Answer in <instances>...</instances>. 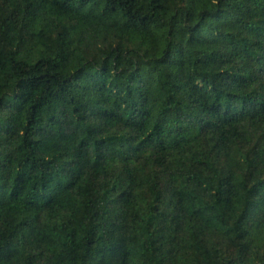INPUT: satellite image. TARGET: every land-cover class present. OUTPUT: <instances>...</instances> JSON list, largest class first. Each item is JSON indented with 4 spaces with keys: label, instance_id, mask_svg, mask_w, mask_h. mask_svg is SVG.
Returning a JSON list of instances; mask_svg holds the SVG:
<instances>
[{
    "label": "trees",
    "instance_id": "trees-1",
    "mask_svg": "<svg viewBox=\"0 0 264 264\" xmlns=\"http://www.w3.org/2000/svg\"><path fill=\"white\" fill-rule=\"evenodd\" d=\"M0 264H264V0H0Z\"/></svg>",
    "mask_w": 264,
    "mask_h": 264
}]
</instances>
